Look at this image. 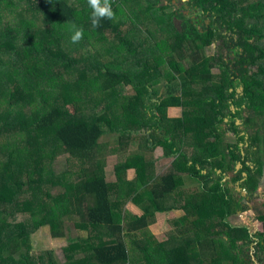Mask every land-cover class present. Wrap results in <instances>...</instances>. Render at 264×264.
Returning a JSON list of instances; mask_svg holds the SVG:
<instances>
[{"label": "trees", "instance_id": "obj_1", "mask_svg": "<svg viewBox=\"0 0 264 264\" xmlns=\"http://www.w3.org/2000/svg\"><path fill=\"white\" fill-rule=\"evenodd\" d=\"M164 1L112 0L116 18L94 29L87 0H0V264H58L32 237L63 239L66 218L79 230L65 264H264V202L262 230L229 222L264 177V0H187L198 23L165 14ZM72 24L84 30L76 44ZM108 134L140 152L115 165V181L104 175ZM159 148L171 161L157 174L146 153ZM172 211L174 236L153 245L156 212Z\"/></svg>", "mask_w": 264, "mask_h": 264}, {"label": "rangeland", "instance_id": "obj_2", "mask_svg": "<svg viewBox=\"0 0 264 264\" xmlns=\"http://www.w3.org/2000/svg\"><path fill=\"white\" fill-rule=\"evenodd\" d=\"M176 2V3H174ZM173 5L171 2L164 1V5H171L169 9H167L165 14H168V12L172 11H178V10H184L183 9V4H185L187 1L184 0H174ZM200 13V12H199ZM198 14V13H196ZM151 16H153V13H150ZM163 15V14H160ZM158 16V14H157ZM186 18L193 17L192 13H185ZM158 22L159 19L158 17L156 18ZM175 24L178 27H181L182 24V19H176ZM210 22V21H209ZM163 35L160 36V34H157V38H161ZM154 42V39L153 41ZM154 44V43H153ZM96 45V44H95ZM222 45L221 41H216L212 46L206 49V54L207 55H212L216 53L217 51H220L219 47ZM96 47L100 48V45H96ZM223 53L225 56L231 55L233 57V53L227 51L226 49H223ZM189 61V60H188ZM188 61H185L186 66L188 65ZM169 71V70H168ZM212 73L218 74L219 69H213ZM171 77L170 73H167L163 79H168ZM179 79V78H177ZM164 82H161L159 85L156 86V89L160 91L162 94H165L168 90L167 87H162V84ZM171 88L173 91L175 88H177V85L175 83L171 84ZM72 89L75 91L77 89V86H73ZM239 92L241 91V88L239 89ZM176 93H179L176 92ZM122 94L124 96H130L133 95V90L129 88H124L122 90ZM61 103H65L62 99L60 100ZM100 112H102V108L99 109ZM228 121V119L226 120ZM238 125H242L241 120H237ZM243 128V127H242ZM118 135H112L108 134L105 135L101 138V142L106 143V154L104 153V158L106 162V166L104 168V175L111 181L117 180V177L113 173V169L117 163H122L124 160H126L128 157L136 155L139 152V147L137 146L138 140H136V144L134 145V141H132L129 145L124 146L123 148L119 144L118 140ZM229 141H232V135L229 134L228 136ZM147 155V154H146ZM159 155V152H154L152 154V157H154L155 160H158V163L156 164V173L160 174L161 172H165L166 168L169 166V163L171 159L169 158H164L162 156L156 158V156ZM68 155H62L59 157L55 163H54V170L57 174L61 173L63 170L68 169L69 164H68ZM149 156V154H148ZM72 168V167H71ZM71 177V176H70ZM69 179V177H67ZM133 179V178H132ZM196 184L195 181L191 180L189 177H185V187L191 186ZM249 201H251V206L249 209H247L244 212H238L237 214L231 216L229 218V222L232 225L235 226H248L251 230V232H256L262 230L261 224L257 221L256 216L260 214L263 211V202H264V177L260 181L258 193L252 197ZM148 203L143 202L141 204H134L129 202L127 205V209L129 212L133 214H138L142 215L144 211L147 210ZM181 213L177 211H172V212H156L155 216V222L151 224L148 227V232L154 236L155 238V243L160 244L163 242H169V240L174 236V221L180 217ZM21 219H25L27 217L26 215H20L19 216ZM65 231H66V237L63 239H54L50 235V231L46 228H42L41 231H38L35 233L32 237V244L35 250H47V249H53L55 251V257L57 259L58 264H65L66 262V256H65V248L68 246V248L73 247L71 244L75 243L77 235H78V230H79V220L77 218H66L65 220ZM139 238H142V235H138ZM75 257L73 259H79L83 257V250L81 251H74ZM253 256L255 254V250H252L250 252ZM35 254V253H34ZM255 264H263L258 261L257 257H253ZM132 264H145L143 261H137Z\"/></svg>", "mask_w": 264, "mask_h": 264}, {"label": "clouds", "instance_id": "obj_3", "mask_svg": "<svg viewBox=\"0 0 264 264\" xmlns=\"http://www.w3.org/2000/svg\"><path fill=\"white\" fill-rule=\"evenodd\" d=\"M87 4L91 9L90 21L94 29L102 27L103 20H114L116 18V13L112 7V0H87ZM71 30L73 32L71 42L73 44L79 43L84 36L83 28L72 24Z\"/></svg>", "mask_w": 264, "mask_h": 264}, {"label": "flooded vegetation", "instance_id": "obj_4", "mask_svg": "<svg viewBox=\"0 0 264 264\" xmlns=\"http://www.w3.org/2000/svg\"><path fill=\"white\" fill-rule=\"evenodd\" d=\"M173 2H174V0H173ZM174 3H176V2H174ZM183 6V8H185L184 10H183V13L185 14V13H192V16L193 17H191V19L192 20H194V22L196 21V23H198V22H201V19L199 18L198 20H197V15H202V13H198V14H196L197 12H194V10H190V8L186 5V4H183L182 5ZM210 22H209V20H207V25L209 24ZM202 24V23H201ZM241 87H239L238 88V91H239V89H240Z\"/></svg>", "mask_w": 264, "mask_h": 264}, {"label": "crops", "instance_id": "obj_5", "mask_svg": "<svg viewBox=\"0 0 264 264\" xmlns=\"http://www.w3.org/2000/svg\"><path fill=\"white\" fill-rule=\"evenodd\" d=\"M176 19H174V21H175ZM156 41H154L153 43H155ZM181 109H177V108H175V109H173V112L175 113V115H178L179 116V113H181V112H179ZM179 112V113H178ZM156 152V151H155ZM157 152H159V155L158 156H156V158H158V157H160V156H162L163 157V151H162V149L161 148H159V149H157ZM147 154V157L149 158L150 156H152V154H149V153H146ZM148 154H149V156H148ZM157 163H158V160H157ZM156 163V164H157ZM170 164V163H169ZM161 173H164V171L163 172H161ZM174 212V211H173Z\"/></svg>", "mask_w": 264, "mask_h": 264}, {"label": "water", "instance_id": "obj_6", "mask_svg": "<svg viewBox=\"0 0 264 264\" xmlns=\"http://www.w3.org/2000/svg\"><path fill=\"white\" fill-rule=\"evenodd\" d=\"M187 1V0H184ZM243 90V88L241 87V91ZM241 165H239L237 168H239ZM244 175L246 176V173H244ZM238 191H240V188H237ZM242 194L245 196L246 195V191H242Z\"/></svg>", "mask_w": 264, "mask_h": 264}]
</instances>
